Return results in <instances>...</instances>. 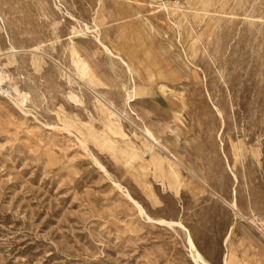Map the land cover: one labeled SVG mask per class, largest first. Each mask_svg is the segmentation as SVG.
I'll return each instance as SVG.
<instances>
[{
	"label": "rangeland",
	"instance_id": "374dc122",
	"mask_svg": "<svg viewBox=\"0 0 264 264\" xmlns=\"http://www.w3.org/2000/svg\"><path fill=\"white\" fill-rule=\"evenodd\" d=\"M0 71V264H264V0H0Z\"/></svg>",
	"mask_w": 264,
	"mask_h": 264
},
{
	"label": "bare ground",
	"instance_id": "6f19581e",
	"mask_svg": "<svg viewBox=\"0 0 264 264\" xmlns=\"http://www.w3.org/2000/svg\"><path fill=\"white\" fill-rule=\"evenodd\" d=\"M97 41H98V39H97ZM100 41V40H99ZM100 43V42H99ZM101 44V43H100ZM102 45V44H101ZM104 45V44H103ZM104 48H105V50L106 51H109L110 53H111V51L108 49V47H106L105 45H104ZM114 55V54H113ZM116 56V55H115ZM120 58V57H119ZM122 60V59H121ZM123 61V60H122ZM124 63V62H123ZM125 65H126V63H124ZM126 66H128V65H126ZM129 67V66H128ZM7 77V75L5 74V73H3V72H1L0 71V85H1V83L5 80V78ZM14 91L18 94V96H21V94H20V92L18 91V89L17 88H14ZM133 96V94H131V93H128V98H131ZM22 97V96H21ZM24 101V100H23ZM22 101V102H23ZM107 104V103H106ZM109 105V104H108ZM151 134V133H150ZM127 195H128V197L130 198V199H132L133 200V202L138 206V209H139V211H140V213L141 214H143L144 213V209L142 208V206L134 199V198H132V196L127 192L126 193ZM149 219H150V217L149 216H147ZM161 221H163V220H161ZM165 221H167V220H164V223H165ZM169 223H178V224H180V225H182L180 222H170V221H168ZM162 223V222H161ZM188 244H189V247H190V250H191V252H192V256H193V258H194V260L198 263V264H211V263H209L205 258H204V256L200 253V251L197 249V247H196V245H195V242L193 241V239H192V237L190 236V234L188 235Z\"/></svg>",
	"mask_w": 264,
	"mask_h": 264
}]
</instances>
